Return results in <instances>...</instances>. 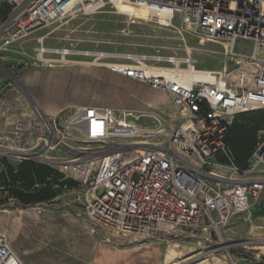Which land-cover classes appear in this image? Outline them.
Segmentation results:
<instances>
[{
  "label": "built area",
  "instance_id": "built-area-1",
  "mask_svg": "<svg viewBox=\"0 0 264 264\" xmlns=\"http://www.w3.org/2000/svg\"><path fill=\"white\" fill-rule=\"evenodd\" d=\"M10 10L0 20V50L19 39L79 12L109 7L127 24L179 18L198 40L227 42V56L234 58L237 39L254 43L250 76L235 77L229 70L195 67L190 47L183 55L82 50L96 67L165 93L184 112L181 124L167 132L163 124L144 129L141 137L129 117L108 106L62 108L47 116L35 101L15 90L17 103L0 99V156H15L47 164L76 183L75 193L83 215L107 240L147 239L177 234L193 239L216 253L224 248L251 244L226 242L220 229L235 215L249 212L264 188V135L244 166H239L226 139L237 114L264 110V0H8ZM96 9V10H95ZM95 10V11H94ZM69 48H38L37 61L51 66L57 54L68 61ZM258 53L260 55H258ZM31 115L16 113L23 103ZM31 136V139H30ZM138 138H154L146 143ZM165 138V141H160ZM27 139L29 145H27ZM97 143L95 149L69 153L67 140ZM136 147H141L138 152ZM58 149L64 153L55 155ZM226 168L219 173L215 168ZM185 231V232H184ZM252 259L259 260V254ZM232 260V259H231ZM0 264H23L0 232ZM181 264V263H180ZM235 264V261H232Z\"/></svg>",
  "mask_w": 264,
  "mask_h": 264
},
{
  "label": "rangeland",
  "instance_id": "rangeland-1",
  "mask_svg": "<svg viewBox=\"0 0 264 264\" xmlns=\"http://www.w3.org/2000/svg\"><path fill=\"white\" fill-rule=\"evenodd\" d=\"M7 2L0 0V20ZM3 40L4 37L0 44ZM185 46L191 48L196 68L214 71L226 68L235 77L241 75L242 71L248 77L253 70L251 63L240 56L252 53L254 43L251 40L237 39L234 50L240 54L232 58L227 56L226 49L229 46L226 42H198L179 18L173 21V26L158 20L128 25L123 16L104 7L95 12H79L53 20L0 50V99L18 104L14 91L13 94L5 93L12 86L29 101H35L47 116L65 107H69L67 112H71L78 106H108L119 114L128 111L141 115L138 119L129 117L136 126L148 129L159 123L170 132L181 124L184 112L165 93L154 91L104 67L82 63L89 61L86 57L71 54L66 57L69 62L65 63L59 60V55L50 54L47 56L55 61L49 66L38 62L36 53L38 48L44 47L120 53H151L159 50L161 53L180 56L184 54ZM22 112L31 115V105L26 102L21 107L19 105L16 113ZM248 118H254L259 123L254 137L256 145L258 138L264 135V115L260 111H252L245 118H235L233 124L246 125ZM137 140L155 142L154 138ZM160 141H165V138ZM26 143L29 145L28 139ZM67 145L69 153L99 146L97 143L76 142L72 139L67 140ZM62 153L64 150L58 149L55 155ZM20 161L15 156H0V175L8 165L16 168ZM225 169L218 167L215 171L225 174ZM5 184L7 182L0 179V232L7 236L11 248L23 264H232L233 260L246 254L249 257L259 254V259L264 260L263 233L261 238H253L256 236L253 234L231 235L233 242L251 243L229 249L233 253L231 257L224 248L211 253L207 250L208 246L199 247L193 239L177 234L147 239L107 240L100 230L93 229L85 217L78 213L82 211V206L74 192L76 186H57V194L53 199L56 204L52 206H23L15 198L8 197ZM10 185L13 186V183ZM259 197L258 205L262 207L264 188ZM242 215L248 216V212ZM249 220L253 225L264 228L263 219L249 217ZM247 227L243 226V231ZM223 240L228 241L227 238ZM177 254L181 258H174Z\"/></svg>",
  "mask_w": 264,
  "mask_h": 264
},
{
  "label": "trees",
  "instance_id": "trees-1",
  "mask_svg": "<svg viewBox=\"0 0 264 264\" xmlns=\"http://www.w3.org/2000/svg\"><path fill=\"white\" fill-rule=\"evenodd\" d=\"M9 10L10 5L7 2L2 18L6 16ZM255 111H260V114L264 115V110ZM251 112L247 111L237 114L233 121L235 118H245L251 115ZM246 123L248 124L237 126L232 122L226 134L230 149L239 166L245 165L246 159L255 146L254 137L259 129L258 120L254 118H248ZM247 138L250 140H247ZM0 179H4L7 182L5 185L8 187V197L15 198L23 206L31 204L52 206L56 204V201L53 199L57 194V186H66L67 184L76 186L73 180L69 178L64 180L63 175L53 167L32 159H21L16 168L8 165L4 173L0 175ZM11 183H13V186L10 185ZM0 205L2 204L0 203ZM244 257L248 258L249 256L246 254Z\"/></svg>",
  "mask_w": 264,
  "mask_h": 264
},
{
  "label": "crops",
  "instance_id": "crops-1",
  "mask_svg": "<svg viewBox=\"0 0 264 264\" xmlns=\"http://www.w3.org/2000/svg\"><path fill=\"white\" fill-rule=\"evenodd\" d=\"M208 70V69H206ZM13 87L12 86H9L6 90H5V93L7 92H10V94H13ZM15 93V91H14ZM10 101V100H9ZM11 103H14L11 102ZM15 114H16V111H15ZM0 124L2 127H7V124H8V121H4L3 122L0 120ZM30 139H31V136H30ZM29 139V140H30ZM263 191V190H262ZM262 193V192H261ZM260 197H258L257 200H255L250 209H249V212H248V216H244L242 214H239V215H235L231 218V220L229 221L228 225L226 227H223L220 229V233L222 235V238H227L228 241H233L230 236L231 235H248V234H253V235H256L254 236L253 238H261V235L262 233L264 234V228H261V227H257L255 225H253L252 221L249 220L247 221V219L250 218H254V219H259V220H262L264 221V218L262 215H264V205L262 207H260L258 205V201H259ZM250 224V225H249ZM245 227V226H248L246 230L243 231L242 227ZM191 240V239H190ZM227 241V240H226ZM227 241V242H228ZM194 244V243H193ZM179 252H181L179 250ZM176 255V254H175ZM175 257H178L181 258L180 254H177V256H174ZM173 258V259H174ZM262 259H259V260H255V259H252L251 257H244V256H240L239 258H236V261H235V264H258L259 261H261ZM264 261V260H263ZM171 263V262H170ZM169 263V264H170ZM227 264V263H226Z\"/></svg>",
  "mask_w": 264,
  "mask_h": 264
},
{
  "label": "bare ground",
  "instance_id": "bare-ground-1",
  "mask_svg": "<svg viewBox=\"0 0 264 264\" xmlns=\"http://www.w3.org/2000/svg\"><path fill=\"white\" fill-rule=\"evenodd\" d=\"M96 10V9H95ZM94 10V11H95ZM158 21H160L161 23H163V24H166V25H168V26H173V21H171L170 23L168 22V21H166V20H164L163 18H159L158 19ZM183 24V23H182ZM183 25H185V27H187V29H189L190 30V26L188 25V24H183ZM227 43V42H226ZM228 44V43H227ZM228 46H229V44H228ZM188 47V46H187ZM51 49V48H50ZM74 50V49H73ZM78 52H80V50H74V52H73V54H79ZM259 54V53H258ZM65 60V59H64ZM64 60H63V62H64ZM74 60H71V62H73ZM69 61H65V63H68ZM74 62H76V61H74ZM79 62H80V60H79ZM212 71H214V70H212ZM134 128H135V132H137L138 134H139V136H141V137H146L145 135H143V133L145 132L144 131V128H141V127H139V126H136V125H134ZM136 150H137V153L138 152H142L143 150H142V148L141 147H136ZM177 264V263H176ZM178 264H180V263H178Z\"/></svg>",
  "mask_w": 264,
  "mask_h": 264
},
{
  "label": "water",
  "instance_id": "water-1",
  "mask_svg": "<svg viewBox=\"0 0 264 264\" xmlns=\"http://www.w3.org/2000/svg\"><path fill=\"white\" fill-rule=\"evenodd\" d=\"M258 264H264V261H263V260H261V261H259V262H258Z\"/></svg>",
  "mask_w": 264,
  "mask_h": 264
}]
</instances>
